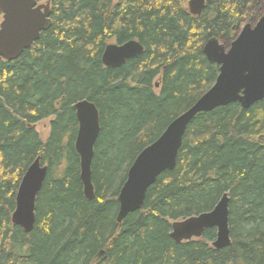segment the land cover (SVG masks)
Returning a JSON list of instances; mask_svg holds the SVG:
<instances>
[{"label":"trees","instance_id":"obj_1","mask_svg":"<svg viewBox=\"0 0 264 264\" xmlns=\"http://www.w3.org/2000/svg\"><path fill=\"white\" fill-rule=\"evenodd\" d=\"M50 26L14 60L0 58V264H264V100L199 112L188 123L174 169L146 191L143 207L118 223V192L139 152L214 82L219 65L204 43L225 46L264 13V0H37ZM143 52L120 67L101 57L111 42ZM156 84L159 86L155 90ZM95 103L100 133L87 199L74 147L73 104ZM49 119L42 138L36 124ZM48 166L25 232L11 221L21 178L36 157ZM229 196L230 244L215 228L175 242L171 223Z\"/></svg>","mask_w":264,"mask_h":264},{"label":"water","instance_id":"obj_2","mask_svg":"<svg viewBox=\"0 0 264 264\" xmlns=\"http://www.w3.org/2000/svg\"><path fill=\"white\" fill-rule=\"evenodd\" d=\"M206 2L187 0L189 13L199 15ZM0 13V58L7 61L17 59L51 24L48 1L0 0ZM142 52V44L135 39L111 42L105 46L101 60L107 67H120ZM202 52L208 61L219 65L218 75L190 107L171 120L158 138L135 157L118 192V223L127 214L143 207L146 191L160 173L174 169L186 127L197 113L235 102L249 108L264 100V13L255 24L243 25L229 46L211 37L204 43ZM73 108L78 123L74 147L79 156L80 180L84 196L92 199L91 162L100 133L99 112L95 103L88 99L76 101ZM47 171L48 166L36 157L24 172L17 189L11 221L27 233L35 224V202ZM208 228L216 230V238L212 241L214 248L230 244L229 196L226 192L211 210L172 222L170 236L175 242H182L201 237Z\"/></svg>","mask_w":264,"mask_h":264},{"label":"rangeland","instance_id":"obj_3","mask_svg":"<svg viewBox=\"0 0 264 264\" xmlns=\"http://www.w3.org/2000/svg\"><path fill=\"white\" fill-rule=\"evenodd\" d=\"M1 13H0V21H1ZM158 85L156 84L155 86V90L158 91ZM49 119H45L39 123L36 124V129L38 130V132L40 133L41 137L44 139L47 137L48 133H49Z\"/></svg>","mask_w":264,"mask_h":264},{"label":"bare ground","instance_id":"obj_4","mask_svg":"<svg viewBox=\"0 0 264 264\" xmlns=\"http://www.w3.org/2000/svg\"><path fill=\"white\" fill-rule=\"evenodd\" d=\"M212 244V243H211Z\"/></svg>","mask_w":264,"mask_h":264}]
</instances>
